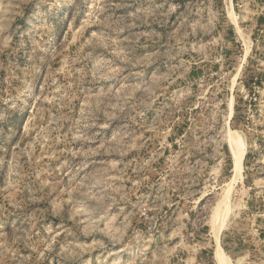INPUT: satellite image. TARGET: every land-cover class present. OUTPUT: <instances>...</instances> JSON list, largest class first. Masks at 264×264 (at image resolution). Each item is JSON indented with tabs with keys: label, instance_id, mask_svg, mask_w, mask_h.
Listing matches in <instances>:
<instances>
[{
	"label": "rangeland",
	"instance_id": "1",
	"mask_svg": "<svg viewBox=\"0 0 264 264\" xmlns=\"http://www.w3.org/2000/svg\"><path fill=\"white\" fill-rule=\"evenodd\" d=\"M218 248L264 264V0H0V264Z\"/></svg>",
	"mask_w": 264,
	"mask_h": 264
},
{
	"label": "bare ground",
	"instance_id": "2",
	"mask_svg": "<svg viewBox=\"0 0 264 264\" xmlns=\"http://www.w3.org/2000/svg\"><path fill=\"white\" fill-rule=\"evenodd\" d=\"M233 153H234V152H233ZM236 153H238V152H235V155H236ZM242 153H243V152H241V155H240L241 157H242ZM238 154H239V153H238ZM238 154H237V155H238ZM233 157H234V156H233ZM237 157H238V156H237ZM234 158H236V157H234ZM234 160H235V159H234ZM235 163H236L235 166L237 167V169H239V167H240V166H239V162H237V160H236ZM238 166H239V167H238ZM236 167H235V168H236ZM235 168H234V169H235ZM235 171H236V170H235ZM238 171H239V170H238ZM238 171H237V172H238ZM237 172H236V173H237ZM239 174H240V173H239ZM239 174H238V175H239ZM238 175H236V177H237ZM231 176H232V175H231ZM234 177H235V176H234ZM234 180H235V178H234ZM234 180H233V181H234ZM229 186H230V185H229ZM218 214H219V213H218ZM216 217L219 218V216H216ZM217 238H218V232H216V240H217ZM216 254H217V257H218V260H219L220 264H224V261H223V253H222V251L220 250V248H218V249L216 250Z\"/></svg>",
	"mask_w": 264,
	"mask_h": 264
}]
</instances>
